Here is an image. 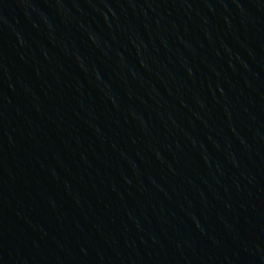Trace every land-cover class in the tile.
<instances>
[{"label":"water","instance_id":"95a60500","mask_svg":"<svg viewBox=\"0 0 264 264\" xmlns=\"http://www.w3.org/2000/svg\"><path fill=\"white\" fill-rule=\"evenodd\" d=\"M0 264H264V0H0Z\"/></svg>","mask_w":264,"mask_h":264}]
</instances>
